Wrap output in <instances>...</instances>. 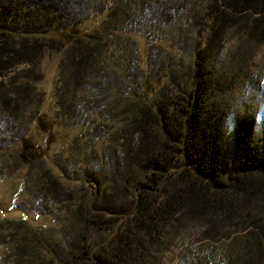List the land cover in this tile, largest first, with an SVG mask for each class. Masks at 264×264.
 Segmentation results:
<instances>
[{
  "label": "trees",
  "instance_id": "trees-1",
  "mask_svg": "<svg viewBox=\"0 0 264 264\" xmlns=\"http://www.w3.org/2000/svg\"><path fill=\"white\" fill-rule=\"evenodd\" d=\"M230 35L241 62L264 45V0H0V175L37 215L0 264H143L190 231L264 260V134L218 98Z\"/></svg>",
  "mask_w": 264,
  "mask_h": 264
},
{
  "label": "rangeland",
  "instance_id": "rangeland-1",
  "mask_svg": "<svg viewBox=\"0 0 264 264\" xmlns=\"http://www.w3.org/2000/svg\"><path fill=\"white\" fill-rule=\"evenodd\" d=\"M235 43V47H234ZM227 36L226 50L220 57L230 61V56L236 49V41ZM234 47V48H232ZM255 53L249 55L245 62L240 58L231 57L234 69H228L224 74L232 75L226 93L218 97L227 110L226 126L247 127L253 136L258 138L264 134V45L255 46ZM230 50V51H228ZM226 65H230L231 63ZM56 55L47 54L42 60L43 78L37 87L44 93V109L49 110L52 102L54 77L56 74ZM19 175H0V251L3 252L6 235L17 228L18 219H26L33 227L37 215L33 212V195L29 189L23 191L18 186ZM195 231L181 234L169 246H164L143 264H187V259L200 256L202 264H264L255 254L254 247L245 245L243 238L228 240L225 235L197 246L199 234ZM234 239V238H233ZM0 252V263L7 262L8 257Z\"/></svg>",
  "mask_w": 264,
  "mask_h": 264
}]
</instances>
